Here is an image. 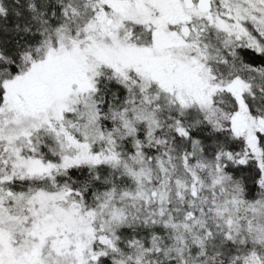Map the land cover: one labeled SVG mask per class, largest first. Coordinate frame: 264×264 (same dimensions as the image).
<instances>
[{
    "label": "snow or ice",
    "instance_id": "6c2138e0",
    "mask_svg": "<svg viewBox=\"0 0 264 264\" xmlns=\"http://www.w3.org/2000/svg\"><path fill=\"white\" fill-rule=\"evenodd\" d=\"M0 264H264V0H0Z\"/></svg>",
    "mask_w": 264,
    "mask_h": 264
}]
</instances>
